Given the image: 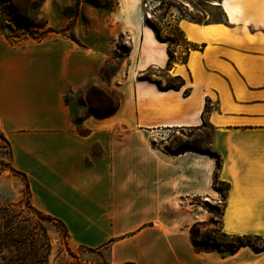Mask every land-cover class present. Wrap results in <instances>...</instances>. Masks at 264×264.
Segmentation results:
<instances>
[{
    "label": "crops",
    "instance_id": "crops-1",
    "mask_svg": "<svg viewBox=\"0 0 264 264\" xmlns=\"http://www.w3.org/2000/svg\"><path fill=\"white\" fill-rule=\"evenodd\" d=\"M117 1L107 14L97 9L95 21L82 18L81 5L71 17L43 14L54 30L72 25L79 43L53 35L13 47L0 35V133L32 206L65 226L71 248L106 251L110 264H264V252L250 248L232 256L195 250L191 228L213 215L193 200L220 201L217 160L163 145V134L207 125L218 179L229 185L223 231L264 237V0H205L223 21L176 18L175 48L157 38L138 4ZM123 37L129 66L110 82L116 113L77 124V103L101 83ZM150 71L184 85L162 91L144 81Z\"/></svg>",
    "mask_w": 264,
    "mask_h": 264
},
{
    "label": "rangeland",
    "instance_id": "rangeland-1",
    "mask_svg": "<svg viewBox=\"0 0 264 264\" xmlns=\"http://www.w3.org/2000/svg\"><path fill=\"white\" fill-rule=\"evenodd\" d=\"M17 1L22 2V0ZM34 1L30 0L29 8L31 11H27V14H30L32 18L37 15L35 7L32 6ZM73 1L47 0L43 6V14L56 12L55 14L71 17L76 13V5H81L84 10L82 18L89 21L90 17L93 16L95 21L97 9L107 14L118 4L117 0ZM131 1L143 9V20L145 23L157 31L159 38L169 42V45L174 48L182 40L179 32L174 27H169L174 24L176 18L183 16L200 23L223 21V11L205 4V0H195L196 3L191 7L186 5L188 0ZM214 1L218 2L220 0ZM90 10H93L91 15L88 13ZM40 13L43 15L42 11ZM129 50L130 47L126 37L116 40L112 54L103 65L101 83L90 89L87 101L78 102L76 105L75 109H79L75 117L77 124L81 120V116L108 114L116 109L118 100L114 91L110 88V82L115 75H122L129 66ZM180 59L183 60L184 57ZM143 78L160 82L163 88L180 85L178 80L163 78V75L156 71H150ZM163 138L167 140V143L163 144L164 147L169 146L175 151L194 149L206 153L209 152L208 143L211 139V130L205 125V129L202 132L172 131L165 135L163 134ZM217 189L225 190L226 186L218 184ZM218 195L220 201H214L209 197L193 200L197 206L195 209L202 208L213 215L208 220L200 222L201 225L196 227V240L198 242H201L204 236L215 237L218 235L220 211L224 206L221 194L218 193ZM190 210L194 209L190 208ZM3 227H9L13 232L16 231L19 234L13 238L14 240L22 238V234L23 238H25V234L29 232L36 246L35 249L32 248L30 251H33V254H37V264H110L106 251L96 253L81 248H71L65 228L39 211L36 212L30 201L27 181L13 169L11 149L4 136L0 133V229ZM24 228L26 229L25 234L21 232ZM262 246L264 244H259V247ZM2 257H9L12 260L18 259L16 253L7 251L0 252V263H2ZM22 258L24 257L22 256ZM24 260H27L25 264H31L33 258L29 257Z\"/></svg>",
    "mask_w": 264,
    "mask_h": 264
},
{
    "label": "trees",
    "instance_id": "trees-1",
    "mask_svg": "<svg viewBox=\"0 0 264 264\" xmlns=\"http://www.w3.org/2000/svg\"><path fill=\"white\" fill-rule=\"evenodd\" d=\"M44 2L45 0H35L33 2L32 6L35 7L37 11V15L36 17L32 18L30 14H27L28 10L31 11V9L29 8L30 0H22V2L17 0H0V35L3 36L4 39L13 47H23L27 44L41 43L53 35L67 36L72 41L79 43L76 40L75 36L70 32L72 29V25H69L68 28L61 31L54 30L49 26L48 20L45 19L43 15H41L40 13L41 12L40 10ZM150 28L154 30V32L157 35V38L161 42H167L159 38L157 31L153 27ZM174 61H175V57L172 55V53H170L167 67L170 68ZM176 80L180 82L179 86H169L163 88L160 82H155V84L162 91L180 90L184 85L183 84L184 81L181 78H177ZM144 81H150V80L144 79ZM117 109H118V105L116 109L109 112L108 114H102V115L92 114L89 116H93L96 118H107L113 115L114 113H116ZM185 151L201 153L217 160L218 169L216 173L215 189L219 194H221L225 202L226 195L229 191V185L224 182H221L218 179V171L221 168V162L219 156L211 152L203 153L194 149H185ZM218 184L225 185L226 189L225 190L217 189ZM28 187L29 185L27 183V188ZM223 214H224V206L223 209L220 211V218L223 216ZM47 217L53 221L60 223L65 228V226L60 221L55 220L49 216ZM198 225H201V223H196L195 225H193V227L190 230L193 246L198 253L213 252V253H218L222 256H232L235 255L237 252H239L242 248H250L256 254H260L264 252V246L259 247V244L261 243L264 244V237L254 236V235L240 236V235L226 234L223 231L220 221H219V231L217 233L218 237L204 236L202 238V241L198 242L196 240V227ZM25 231H26L25 228L21 230V232L24 234ZM65 231L67 232L66 228ZM17 235L19 234L16 231L13 232V230L9 229V227H3L2 229H0V241H1L0 252L7 251L9 253H16L18 257L17 260L9 259V257H2L1 258L2 263L0 264H25L27 260L24 259L29 257L33 258L31 264H37V254L35 253L33 254V251L32 252L30 251L32 248L34 249L36 248L32 236H30L29 232H27L25 234V238H23L24 236L22 234L21 236L22 238H20L19 240H14L13 238ZM67 236L69 238L68 233ZM27 250H29V252H27ZM22 256L24 258H22Z\"/></svg>",
    "mask_w": 264,
    "mask_h": 264
}]
</instances>
